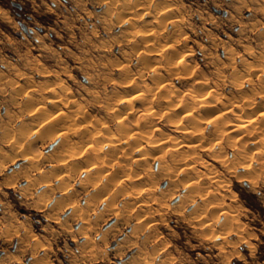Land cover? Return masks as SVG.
Here are the masks:
<instances>
[{
  "label": "clouds",
  "instance_id": "obj_1",
  "mask_svg": "<svg viewBox=\"0 0 264 264\" xmlns=\"http://www.w3.org/2000/svg\"><path fill=\"white\" fill-rule=\"evenodd\" d=\"M249 201L264 0H0V264H255Z\"/></svg>",
  "mask_w": 264,
  "mask_h": 264
},
{
  "label": "rangeland",
  "instance_id": "obj_2",
  "mask_svg": "<svg viewBox=\"0 0 264 264\" xmlns=\"http://www.w3.org/2000/svg\"><path fill=\"white\" fill-rule=\"evenodd\" d=\"M249 204L256 216L259 219H264V208L257 205L255 201H249ZM254 243L256 246L252 249L251 258L255 264H264V229H257Z\"/></svg>",
  "mask_w": 264,
  "mask_h": 264
},
{
  "label": "bare ground",
  "instance_id": "obj_3",
  "mask_svg": "<svg viewBox=\"0 0 264 264\" xmlns=\"http://www.w3.org/2000/svg\"><path fill=\"white\" fill-rule=\"evenodd\" d=\"M234 135H235V133H234Z\"/></svg>",
  "mask_w": 264,
  "mask_h": 264
}]
</instances>
